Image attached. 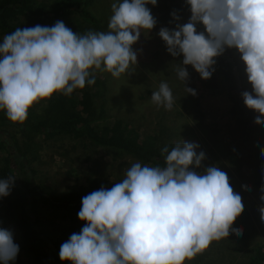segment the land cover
Segmentation results:
<instances>
[{"label":"clouds","instance_id":"clouds-1","mask_svg":"<svg viewBox=\"0 0 264 264\" xmlns=\"http://www.w3.org/2000/svg\"><path fill=\"white\" fill-rule=\"evenodd\" d=\"M190 17L157 35L173 58L182 56L178 79H189L190 65L202 80L215 72V58L235 49L245 65L251 91L245 106L264 123V0H185ZM157 0H115L108 31L74 33L58 20L53 26L17 28L0 43V109L13 123L23 124L28 109L54 92L65 96L96 81V70L113 78L131 75L137 64L134 45L157 24L151 9ZM173 20L180 17L170 13ZM202 25L203 31L197 26ZM91 70V71H90ZM195 96L196 90L185 87ZM157 107L171 110L175 97L167 82L151 94ZM199 145L182 140L161 149L164 166L133 163L125 178L111 188L101 186L81 198L77 218L85 222L60 245V261L69 264H183L213 240L227 237L243 212V197L228 175L212 165L197 172L205 159ZM264 156V147L260 149ZM15 177L0 179V197L10 195ZM264 191V188H262ZM264 201V195H261ZM264 221V205L259 209ZM19 245L13 232L0 228V264L14 262Z\"/></svg>","mask_w":264,"mask_h":264},{"label":"rangeland","instance_id":"rangeland-1","mask_svg":"<svg viewBox=\"0 0 264 264\" xmlns=\"http://www.w3.org/2000/svg\"><path fill=\"white\" fill-rule=\"evenodd\" d=\"M113 2L115 0H92L88 7L100 19L99 31L109 30L107 26L112 14L108 15L107 10H111ZM178 6V1L174 0H157L156 6L146 5L157 24L149 31L143 30L144 34L132 45L133 50H138V56L131 75L113 78L110 73L96 70V75L108 84L105 110L108 118L129 120L142 134H155L160 139L168 136L173 147L182 140L198 144L197 152L203 151L205 159L195 171L202 172L212 165L219 167L228 175L233 191L242 195L244 210L233 222V227L243 229L242 235L238 236L230 229L227 237L213 240L205 250L191 260L185 259L183 264H248L253 248L264 247V221L259 211L264 205L261 200L264 192L255 183L260 149L264 147V123L256 127L253 123L255 128L252 130L243 127L236 95L240 84L236 82L234 87L222 81L217 63L208 80H202L190 65L185 66L189 72L188 81L184 84L178 79L176 68L183 58L168 54L157 35L161 27L173 29L177 23H187L189 8L183 6L176 12ZM173 11L180 17L178 21L170 15ZM197 30L200 31L198 27ZM4 36L0 33V43ZM161 82L169 84L175 97L171 110L157 107L151 101L152 92L158 90ZM185 87L195 89L196 95L188 94ZM83 90L90 100L86 87ZM43 104L41 100L34 105ZM10 130L20 139L24 137L14 128ZM26 149L34 158L35 178H41L58 192L86 186L90 177H96L102 186L111 188L125 178L133 163L140 162L133 156L68 135L44 139L37 152L32 145H27ZM39 219L44 225L53 220L59 231L69 235L79 233L85 223L61 221L44 208L39 212ZM9 230L15 237V231Z\"/></svg>","mask_w":264,"mask_h":264},{"label":"trees","instance_id":"trees-1","mask_svg":"<svg viewBox=\"0 0 264 264\" xmlns=\"http://www.w3.org/2000/svg\"><path fill=\"white\" fill-rule=\"evenodd\" d=\"M174 1L179 3L176 12L183 6L189 8L185 0ZM91 4L92 0H0V33L7 35L17 28L37 24L51 27L58 20L65 21L68 28L81 35L89 30L99 31L100 19L88 10ZM107 11L108 15L112 14L111 10ZM197 27L200 31L204 30L202 25ZM215 60L222 81L234 87L239 82L236 95L241 112L240 122L245 129H254L258 125L254 123L256 113L245 106L241 97L243 91H251V85L240 54L235 49H226ZM85 87L90 100L83 89H76L68 96L54 92L51 98L43 100V105H33L28 109L23 124L11 122L5 110L0 109V179L16 178L10 195L0 197V228L15 231L14 242L19 245L16 264H69L68 261H60L59 250L70 235L59 231L53 220L44 225L39 219V212L44 208L61 221L82 222L77 218L81 198L102 186L96 177H90L86 186L56 191L41 178H35L34 158L26 149L27 145H32L37 152L44 139L68 135L133 156L142 165L161 167L164 166L161 149L167 146L171 151L173 147L168 136L160 139L155 134H142L129 120L108 118L104 105L108 84L104 78L96 75L95 84H86ZM10 128L24 137L20 139L11 134ZM255 183L264 188L262 155L257 162ZM262 259L261 245H257L248 258V264H262Z\"/></svg>","mask_w":264,"mask_h":264},{"label":"built area","instance_id":"built-area-1","mask_svg":"<svg viewBox=\"0 0 264 264\" xmlns=\"http://www.w3.org/2000/svg\"><path fill=\"white\" fill-rule=\"evenodd\" d=\"M261 252H262V255H263L262 264H264V247L261 248Z\"/></svg>","mask_w":264,"mask_h":264}]
</instances>
